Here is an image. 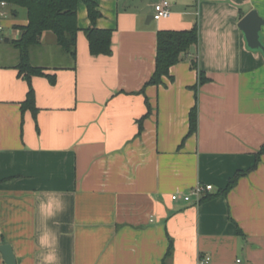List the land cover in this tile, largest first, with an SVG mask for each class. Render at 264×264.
<instances>
[{"label": "crops", "instance_id": "0c3cea01", "mask_svg": "<svg viewBox=\"0 0 264 264\" xmlns=\"http://www.w3.org/2000/svg\"><path fill=\"white\" fill-rule=\"evenodd\" d=\"M112 54L95 56L79 5L74 61L47 32L30 51L36 117L23 111L29 84L12 42L29 24L11 7L0 46V247L17 264H40L43 229L33 193H65L47 219L57 264H264V156L226 194L264 144V55L247 48L241 20L264 0H95ZM171 16L155 21V5ZM196 27L199 41L170 78L153 75L159 31ZM264 39V24L261 29ZM12 37V39L10 38ZM5 38V39H6ZM195 62L196 67H193ZM206 78L200 82L199 73ZM198 126L189 135L190 112ZM200 202H186L198 185ZM181 198L174 201L172 196ZM170 240L173 256L166 263ZM0 264H5L0 252Z\"/></svg>", "mask_w": 264, "mask_h": 264}, {"label": "trees", "instance_id": "16d2710c", "mask_svg": "<svg viewBox=\"0 0 264 264\" xmlns=\"http://www.w3.org/2000/svg\"><path fill=\"white\" fill-rule=\"evenodd\" d=\"M11 7L24 8L28 13L29 24L23 27L19 39L12 42L19 52L20 60L16 69L19 76L23 77L29 84L27 99L22 105L23 111L31 110L36 117L38 109L36 107L35 91L32 86L34 77H45L52 84H55L56 77L46 73V69L35 66L31 61L30 51L34 47L41 45L42 36L47 32H52L56 36L57 45L63 52L68 54L74 61L77 56V35L80 31L78 26V9L80 4H84L88 11L91 25L84 32L89 41L90 51L93 55L112 54V30H102L97 27V22L101 18L98 3L95 0H6ZM199 41V34L196 27L184 31H159L157 35V53L155 58V68L152 77L146 86H160L164 84V78L172 79L170 69L181 62L183 56L189 52L191 47ZM193 67H196L193 62ZM201 83L206 81L203 72L199 73ZM197 109L190 112L189 135L197 131ZM264 156V144L256 153V163L254 167L247 171H239L232 177L227 187L220 194H226L232 190L238 181L249 171L255 169ZM173 241L164 258L166 263L173 256Z\"/></svg>", "mask_w": 264, "mask_h": 264}, {"label": "clouds", "instance_id": "9594fccd", "mask_svg": "<svg viewBox=\"0 0 264 264\" xmlns=\"http://www.w3.org/2000/svg\"><path fill=\"white\" fill-rule=\"evenodd\" d=\"M32 195L39 202V210L43 221V229L39 236V246L42 250L40 264H57L59 257L52 243L55 239V234L47 227V219L64 211L65 193L56 191H37Z\"/></svg>", "mask_w": 264, "mask_h": 264}, {"label": "built area", "instance_id": "2783aa9c", "mask_svg": "<svg viewBox=\"0 0 264 264\" xmlns=\"http://www.w3.org/2000/svg\"><path fill=\"white\" fill-rule=\"evenodd\" d=\"M12 15L11 5L6 0H0V43L5 41L6 38V26L4 24L5 20ZM171 16V5L168 2H162L155 5V13L154 20L160 21L164 19H168ZM213 190L212 185H203L198 184L191 192L190 195H184L182 198L186 202H191L193 198L197 200V202L201 201L202 196ZM181 198L179 194H175L172 196L174 201ZM211 261L209 257L200 260V264H208Z\"/></svg>", "mask_w": 264, "mask_h": 264}, {"label": "water", "instance_id": "95a60500", "mask_svg": "<svg viewBox=\"0 0 264 264\" xmlns=\"http://www.w3.org/2000/svg\"><path fill=\"white\" fill-rule=\"evenodd\" d=\"M263 24L264 21L258 12L253 10L241 20L239 28L244 34L247 48L252 52H261L264 55V39L261 33ZM5 42H9V39L6 38ZM0 252L5 264H17L9 245L1 246Z\"/></svg>", "mask_w": 264, "mask_h": 264}, {"label": "rangeland", "instance_id": "374dc122", "mask_svg": "<svg viewBox=\"0 0 264 264\" xmlns=\"http://www.w3.org/2000/svg\"><path fill=\"white\" fill-rule=\"evenodd\" d=\"M20 10V14L22 15V14H24L25 12V10L23 9V8H20L19 9ZM11 39H12V37H10ZM5 43L4 42H2V43H0V46H3Z\"/></svg>", "mask_w": 264, "mask_h": 264}]
</instances>
